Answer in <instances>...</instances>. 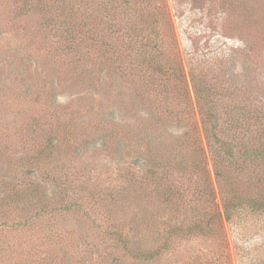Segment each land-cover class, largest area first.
I'll list each match as a JSON object with an SVG mask.
<instances>
[{
  "label": "rangeland",
  "instance_id": "1",
  "mask_svg": "<svg viewBox=\"0 0 264 264\" xmlns=\"http://www.w3.org/2000/svg\"><path fill=\"white\" fill-rule=\"evenodd\" d=\"M211 123L264 149V0H0V264H264Z\"/></svg>",
  "mask_w": 264,
  "mask_h": 264
},
{
  "label": "trees",
  "instance_id": "2",
  "mask_svg": "<svg viewBox=\"0 0 264 264\" xmlns=\"http://www.w3.org/2000/svg\"><path fill=\"white\" fill-rule=\"evenodd\" d=\"M196 90L197 92H199L200 89L196 86ZM206 132H207L208 140L212 143L211 145V147H213L212 152L217 159L227 157L230 161L235 156H237V163L242 164V163L252 161L253 159L264 157V149H261V150L249 149L248 150V148L242 147V149L239 150V152H236L237 150H235L234 147H229L228 144L224 143V141L219 140V134L217 133V128L212 123ZM214 161H216L215 158H214ZM217 172L218 174H221L219 173L218 170ZM232 206H233L232 200H229V199L227 200L226 198V200L223 201V207L225 211H229L232 208Z\"/></svg>",
  "mask_w": 264,
  "mask_h": 264
}]
</instances>
